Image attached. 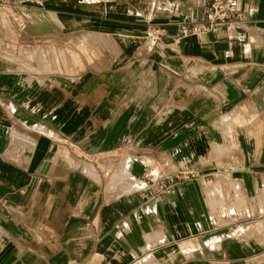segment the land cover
Returning a JSON list of instances; mask_svg holds the SVG:
<instances>
[{"label": "crops", "instance_id": "crops-1", "mask_svg": "<svg viewBox=\"0 0 264 264\" xmlns=\"http://www.w3.org/2000/svg\"><path fill=\"white\" fill-rule=\"evenodd\" d=\"M211 1L0 0V264H264V0Z\"/></svg>", "mask_w": 264, "mask_h": 264}, {"label": "built area", "instance_id": "built-area-1", "mask_svg": "<svg viewBox=\"0 0 264 264\" xmlns=\"http://www.w3.org/2000/svg\"><path fill=\"white\" fill-rule=\"evenodd\" d=\"M205 19L187 29L184 24L180 26V36L190 33L203 34L207 32L230 31L243 27L249 19V10L238 8L231 0H212L204 10ZM154 38L152 43H154ZM167 165V162H164ZM159 173L149 172L146 182L158 183L160 189H165L168 185L164 184ZM160 182V183H159Z\"/></svg>", "mask_w": 264, "mask_h": 264}, {"label": "rangeland", "instance_id": "rangeland-1", "mask_svg": "<svg viewBox=\"0 0 264 264\" xmlns=\"http://www.w3.org/2000/svg\"><path fill=\"white\" fill-rule=\"evenodd\" d=\"M23 52L25 54L29 53V54H27L25 56L28 57V55H29V57L32 58L33 57V52L36 55L37 50L30 49L28 51V48L23 47ZM21 53H22V50H21ZM40 53H41V56H42V52L41 51H40ZM50 53H51L53 59H55V62L51 63V65H53V64L58 65V57H59V55H61L63 59L66 57V64H67V67L69 69V68H72L74 66L75 63L73 61V57H77L78 56L77 53H79V54L83 53L86 56V59H89L90 51H89V47H87V46L77 45V44H75L74 41H68L62 47L52 46L51 50H50ZM26 63H27V60L24 59L23 64L26 65ZM77 67L79 69H83L84 68L83 67V63L80 62V61L77 62ZM130 183H136V182L131 180Z\"/></svg>", "mask_w": 264, "mask_h": 264}]
</instances>
